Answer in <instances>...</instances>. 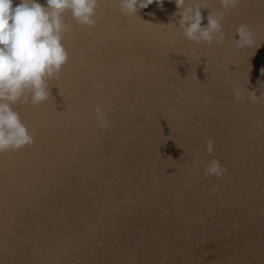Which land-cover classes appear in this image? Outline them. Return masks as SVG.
<instances>
[{
    "label": "water",
    "instance_id": "water-1",
    "mask_svg": "<svg viewBox=\"0 0 264 264\" xmlns=\"http://www.w3.org/2000/svg\"><path fill=\"white\" fill-rule=\"evenodd\" d=\"M206 2L202 24L223 11ZM174 13H64L48 99L13 105L33 142L0 151V264H264V0L224 11L221 42L188 40Z\"/></svg>",
    "mask_w": 264,
    "mask_h": 264
},
{
    "label": "clouds",
    "instance_id": "clouds-1",
    "mask_svg": "<svg viewBox=\"0 0 264 264\" xmlns=\"http://www.w3.org/2000/svg\"><path fill=\"white\" fill-rule=\"evenodd\" d=\"M153 0H118L122 13H137ZM163 0H157L162 4ZM178 21L174 24L182 29L190 41L221 42L224 36L221 18L224 11L235 7L239 0H219L221 10L207 14V23L202 24V8H209L206 0H174ZM98 0H0V151L18 149L33 142L27 126L13 107L17 101L33 105L48 99L49 80L59 75L68 60L64 34L68 25L64 13L80 24L93 25ZM210 9V8H209ZM246 25H238L237 41L250 45L254 41ZM253 99L255 90H250ZM239 91L235 95L239 96ZM97 118L106 122L100 105L95 107ZM211 153V140L207 142ZM224 167L213 158L204 165L207 175L220 177Z\"/></svg>",
    "mask_w": 264,
    "mask_h": 264
}]
</instances>
